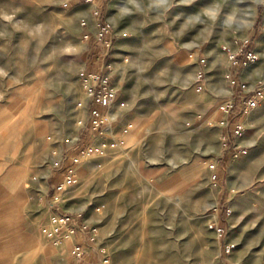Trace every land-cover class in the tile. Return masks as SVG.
Here are the masks:
<instances>
[{
    "label": "rangeland",
    "instance_id": "obj_1",
    "mask_svg": "<svg viewBox=\"0 0 264 264\" xmlns=\"http://www.w3.org/2000/svg\"><path fill=\"white\" fill-rule=\"evenodd\" d=\"M97 3L99 15L76 0H0V173L27 162L44 246L67 256L76 242L55 245L40 229L60 192L53 210L82 212L98 228L84 240L95 264H264V102L244 118L236 148L223 145L219 123L220 105L264 78V0ZM88 6L112 37H91ZM89 61L112 64L122 81L114 129L83 125L79 72ZM84 142L100 151L55 192Z\"/></svg>",
    "mask_w": 264,
    "mask_h": 264
},
{
    "label": "built area",
    "instance_id": "obj_2",
    "mask_svg": "<svg viewBox=\"0 0 264 264\" xmlns=\"http://www.w3.org/2000/svg\"><path fill=\"white\" fill-rule=\"evenodd\" d=\"M78 2H83L87 4H93L94 14L99 15L102 10V6L97 3L98 0H76ZM68 5V2L66 3ZM87 19H82V24L86 25ZM99 38L101 39L105 33H111V25L109 23L102 24L99 21ZM89 36V34H87ZM110 40H108V43ZM236 57V54H234ZM247 57L250 61H255L258 58V54L249 50L247 52ZM235 62H238L235 59ZM112 64H107L102 70H90L88 68H82L79 72V80L81 87L85 93V103L86 107V119L83 122V125L89 126L93 131H101L107 124L112 120V108L119 97V89L113 81V72ZM202 76V72L199 75ZM243 89L246 88V84H242ZM202 84H200L197 89L200 90ZM264 102V78H261L257 85L251 90V93L248 95H238L233 98L225 100L220 105V111L223 114H228L227 116L222 115L219 119V123L223 126L228 127L226 131H223L221 140L224 146H231V148H236L235 141L238 136H241L244 131V118H247V115L251 111ZM82 105V103H80ZM233 119H230V113H233ZM236 117V118H235ZM100 151L99 147H93L91 144L84 142L82 148L80 149L81 153H78L73 157L71 164L67 166L64 177L60 182L55 186V192L65 191L67 186L75 183L77 181V165L80 161L92 151ZM246 149L240 148L239 152H245ZM214 166V164H211ZM60 192L53 193L50 196L49 207L51 213L48 218L40 226L41 232L49 240H51L55 245H61L68 239L74 240L72 254L80 259L85 255V243L84 240L88 239L91 242H95L98 236V228L91 225L88 222H85L82 212H64L53 210L54 206L60 200ZM231 209H227V213H230ZM212 227L216 228L219 232V235L222 236L225 232V229L217 224H212ZM236 244L229 242L226 244V250L230 252L235 248ZM104 252V249L100 250ZM104 262L110 263L109 256L103 254ZM202 264V263H200ZM232 264H241L239 262H233Z\"/></svg>",
    "mask_w": 264,
    "mask_h": 264
},
{
    "label": "crops",
    "instance_id": "obj_3",
    "mask_svg": "<svg viewBox=\"0 0 264 264\" xmlns=\"http://www.w3.org/2000/svg\"><path fill=\"white\" fill-rule=\"evenodd\" d=\"M102 4L105 5L104 2ZM85 11L83 16H86L89 23L91 37H98L97 24L99 22L92 14L90 6L86 7ZM112 35V33H105L104 37L108 39ZM97 41L98 39L94 40V42ZM103 66L104 64L96 61H89L85 64L86 68L95 71L101 70ZM114 83L120 88L122 81L119 83L114 81ZM207 86L205 87L203 83L200 90L204 88L207 90ZM196 90L198 89L196 88ZM233 92L234 85L231 86L229 95H232ZM118 121L119 117L112 115L111 122L105 128L114 129V125L117 126ZM88 134L85 133L83 137L90 139L92 136ZM26 164L27 162L24 164L15 163L13 167H8L0 173V264H32L41 253L44 254L42 264H95L89 254L92 251V244L86 246V254L82 259L75 257L72 253L62 256L63 246L48 252L49 248L44 246L46 243H44L31 213L32 189L27 184ZM34 239L40 241L42 246L36 244Z\"/></svg>",
    "mask_w": 264,
    "mask_h": 264
},
{
    "label": "trees",
    "instance_id": "obj_4",
    "mask_svg": "<svg viewBox=\"0 0 264 264\" xmlns=\"http://www.w3.org/2000/svg\"><path fill=\"white\" fill-rule=\"evenodd\" d=\"M261 11V10H260ZM258 21H260V14H259V20Z\"/></svg>",
    "mask_w": 264,
    "mask_h": 264
},
{
    "label": "bare ground",
    "instance_id": "obj_5",
    "mask_svg": "<svg viewBox=\"0 0 264 264\" xmlns=\"http://www.w3.org/2000/svg\"><path fill=\"white\" fill-rule=\"evenodd\" d=\"M72 240V239H71Z\"/></svg>",
    "mask_w": 264,
    "mask_h": 264
}]
</instances>
